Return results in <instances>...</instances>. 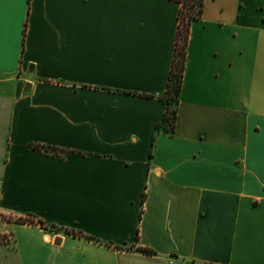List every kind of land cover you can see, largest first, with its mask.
<instances>
[{"label":"crops","instance_id":"crops-1","mask_svg":"<svg viewBox=\"0 0 264 264\" xmlns=\"http://www.w3.org/2000/svg\"><path fill=\"white\" fill-rule=\"evenodd\" d=\"M179 7L0 0V216L43 222L29 264H264V0H203L165 132Z\"/></svg>","mask_w":264,"mask_h":264},{"label":"trees","instance_id":"trees-1","mask_svg":"<svg viewBox=\"0 0 264 264\" xmlns=\"http://www.w3.org/2000/svg\"><path fill=\"white\" fill-rule=\"evenodd\" d=\"M180 3L178 11V25L175 37L174 55L171 63L167 87L162 95L166 103L165 111L157 128L165 132H172L174 128V121L176 118V105L178 102V95L180 91L181 79L184 69V59L186 53V45L188 40L189 25L192 20L199 18L202 12L203 0H177ZM37 149L55 150L52 147H45L43 145H34ZM39 223H43L40 219ZM137 250L147 254L153 251L146 247H136Z\"/></svg>","mask_w":264,"mask_h":264},{"label":"rangeland","instance_id":"rangeland-1","mask_svg":"<svg viewBox=\"0 0 264 264\" xmlns=\"http://www.w3.org/2000/svg\"><path fill=\"white\" fill-rule=\"evenodd\" d=\"M7 215L0 216V264H29L33 257L36 260L40 254L36 253L39 243H35L34 230L27 226L33 224L44 226V224L37 221L39 218L31 216L14 217L13 221L4 223L13 219L10 214ZM32 248L36 249L35 253Z\"/></svg>","mask_w":264,"mask_h":264},{"label":"built area","instance_id":"built-area-1","mask_svg":"<svg viewBox=\"0 0 264 264\" xmlns=\"http://www.w3.org/2000/svg\"><path fill=\"white\" fill-rule=\"evenodd\" d=\"M169 263L171 264L172 262H171V261H169Z\"/></svg>","mask_w":264,"mask_h":264}]
</instances>
